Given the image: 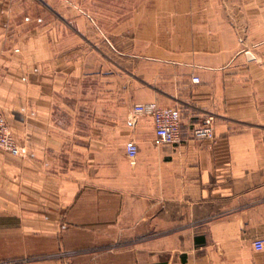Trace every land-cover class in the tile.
Listing matches in <instances>:
<instances>
[{
  "label": "crops",
  "instance_id": "obj_1",
  "mask_svg": "<svg viewBox=\"0 0 264 264\" xmlns=\"http://www.w3.org/2000/svg\"><path fill=\"white\" fill-rule=\"evenodd\" d=\"M34 1L0 0V109L32 154L0 150V264H264V43L102 32ZM148 103L178 109L181 143L132 115Z\"/></svg>",
  "mask_w": 264,
  "mask_h": 264
},
{
  "label": "rangeland",
  "instance_id": "obj_2",
  "mask_svg": "<svg viewBox=\"0 0 264 264\" xmlns=\"http://www.w3.org/2000/svg\"><path fill=\"white\" fill-rule=\"evenodd\" d=\"M71 1L70 7L91 17L102 32H203L221 46L232 42L238 51L249 47L248 41L264 43V0ZM40 7L47 12L44 4Z\"/></svg>",
  "mask_w": 264,
  "mask_h": 264
},
{
  "label": "built area",
  "instance_id": "obj_3",
  "mask_svg": "<svg viewBox=\"0 0 264 264\" xmlns=\"http://www.w3.org/2000/svg\"><path fill=\"white\" fill-rule=\"evenodd\" d=\"M40 21V20H39ZM194 83L198 79L192 80ZM131 113L133 116H149L154 125L155 135L160 144L178 145L182 142L180 133V113L176 108L161 107L156 103L137 104L133 106ZM212 117L204 120L203 124L192 131V137L196 140H212L214 132L212 129ZM0 150L14 157H32L25 148L18 145L16 139L11 134L6 118L0 109ZM125 153L127 157L133 160L137 154V146L133 140L125 143ZM64 228V225L61 226ZM255 250L264 248V238H259L253 242ZM6 264H14L8 262Z\"/></svg>",
  "mask_w": 264,
  "mask_h": 264
}]
</instances>
